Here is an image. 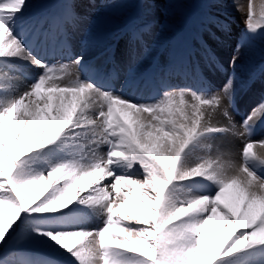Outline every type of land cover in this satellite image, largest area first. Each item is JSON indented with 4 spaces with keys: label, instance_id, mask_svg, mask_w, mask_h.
Returning a JSON list of instances; mask_svg holds the SVG:
<instances>
[{
    "label": "snow or ice",
    "instance_id": "obj_1",
    "mask_svg": "<svg viewBox=\"0 0 264 264\" xmlns=\"http://www.w3.org/2000/svg\"><path fill=\"white\" fill-rule=\"evenodd\" d=\"M30 2L0 0V264H264V96L238 68L264 0H231L234 44L228 0Z\"/></svg>",
    "mask_w": 264,
    "mask_h": 264
},
{
    "label": "rangeland",
    "instance_id": "obj_2",
    "mask_svg": "<svg viewBox=\"0 0 264 264\" xmlns=\"http://www.w3.org/2000/svg\"><path fill=\"white\" fill-rule=\"evenodd\" d=\"M36 3V0H31V4L34 5ZM196 5H190V6H186L185 8L183 9H179L177 11H183V12H190ZM129 7H132L130 5H125V4H121V3H115V2H104V3H98L97 6H96V10H94L93 14L92 15H96L97 13L101 16V18H105L108 14H113V15H117L119 14L121 11L129 8ZM198 11H200V8H198ZM228 12V11H227ZM234 17V20H236V17L234 15H232V18ZM238 19H239V26H244L243 23H242V20H241V16L239 15L238 16ZM237 23H235L233 26L234 30L236 29ZM233 30V31H234ZM109 41L112 40V37L108 38ZM263 48V47H262ZM264 49H259L258 48H255L253 46V50L251 53H249L248 51H245L244 54H243V62L247 64V66H250L251 65H257L254 67V69L258 66L259 62L262 60L263 56L260 55V53H263ZM264 55V54H263ZM264 84V83H262Z\"/></svg>",
    "mask_w": 264,
    "mask_h": 264
},
{
    "label": "bare ground",
    "instance_id": "obj_3",
    "mask_svg": "<svg viewBox=\"0 0 264 264\" xmlns=\"http://www.w3.org/2000/svg\"><path fill=\"white\" fill-rule=\"evenodd\" d=\"M59 2V0H43V2L41 3V2H37V5H36V11H32V13H37V14H41V13H43L44 11H43V9H42V7H45V6H47L48 7V9L52 12V11H56L57 10V3ZM244 2V0H241V3H243ZM29 6H31V2H30V4H29ZM45 9V8H44ZM227 11H228V13L232 16V15H234L235 17H236V20L234 21V17H233V19H232V25L233 26H235L234 24L235 23H237V22H239V19H238V16L240 15V13H238V12H236L233 8H232V5H231V0H228V8H227ZM230 15H229V19L231 20V17H230ZM240 25V24H239ZM233 30H234V28H233ZM205 39H208V37L207 36H205ZM210 44V43H209ZM224 52V51H223ZM238 68H243L244 69V72H245V75H244V78H245V80H246V78H247V75L249 74V71H248V69L246 68V64L243 62V63H239L238 62ZM264 78V77H263ZM254 89H258V85L256 86H254L253 87V90ZM262 89H264V88H262V87H260L259 88V90L261 91ZM252 90V91H253ZM252 91H250L251 93H252ZM250 92L249 93H245V92H242V96H243V98H244V101L246 102V100L248 99V97H249V94H250ZM262 92L264 93V91L262 90ZM262 137H264V135L263 136H261V137H259V139L260 138H262ZM239 143H237L236 145H235V148L236 149H238L239 148Z\"/></svg>",
    "mask_w": 264,
    "mask_h": 264
}]
</instances>
